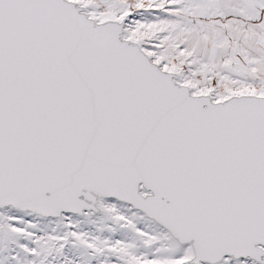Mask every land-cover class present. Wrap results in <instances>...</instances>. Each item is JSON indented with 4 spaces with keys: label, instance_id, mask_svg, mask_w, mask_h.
<instances>
[{
    "label": "snow or ice",
    "instance_id": "obj_1",
    "mask_svg": "<svg viewBox=\"0 0 264 264\" xmlns=\"http://www.w3.org/2000/svg\"><path fill=\"white\" fill-rule=\"evenodd\" d=\"M0 264H264V0H0Z\"/></svg>",
    "mask_w": 264,
    "mask_h": 264
}]
</instances>
